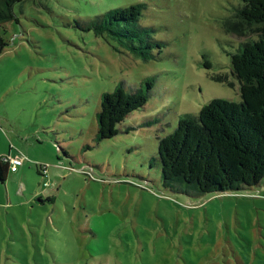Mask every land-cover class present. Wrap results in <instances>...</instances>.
Returning a JSON list of instances; mask_svg holds the SVG:
<instances>
[{
	"label": "rangeland",
	"instance_id": "1",
	"mask_svg": "<svg viewBox=\"0 0 264 264\" xmlns=\"http://www.w3.org/2000/svg\"><path fill=\"white\" fill-rule=\"evenodd\" d=\"M144 5L165 43L144 60L93 22ZM243 0H24L0 24V156L20 155L0 190V264H264V179L200 192L162 177L159 141L213 99L240 102L227 30ZM222 76V79H217ZM155 82L147 103L98 138L102 97ZM41 169V171H40Z\"/></svg>",
	"mask_w": 264,
	"mask_h": 264
},
{
	"label": "trees",
	"instance_id": "2",
	"mask_svg": "<svg viewBox=\"0 0 264 264\" xmlns=\"http://www.w3.org/2000/svg\"><path fill=\"white\" fill-rule=\"evenodd\" d=\"M24 0H0V24L16 19L14 6ZM227 30L246 36L250 29L258 39L242 42L231 59L233 73L241 82L240 102L213 99L198 116L184 114L175 131L159 141L162 177L195 186L203 193L238 191L264 179V0H243ZM144 5L132 4L108 10L93 22L97 34H107L126 51L144 59L165 43L140 24ZM8 42L0 33V54ZM222 79V76H217ZM148 78L138 90L122 85L102 97L98 114V138L118 134L117 125L143 107L154 86ZM9 162L0 156V181L10 174Z\"/></svg>",
	"mask_w": 264,
	"mask_h": 264
},
{
	"label": "built area",
	"instance_id": "3",
	"mask_svg": "<svg viewBox=\"0 0 264 264\" xmlns=\"http://www.w3.org/2000/svg\"><path fill=\"white\" fill-rule=\"evenodd\" d=\"M9 162V167L11 172H16L19 169V166L23 164L24 159L20 155H10L7 154L3 157Z\"/></svg>",
	"mask_w": 264,
	"mask_h": 264
},
{
	"label": "crops",
	"instance_id": "4",
	"mask_svg": "<svg viewBox=\"0 0 264 264\" xmlns=\"http://www.w3.org/2000/svg\"><path fill=\"white\" fill-rule=\"evenodd\" d=\"M10 153L11 152H8V154H10ZM19 170H20V168L16 172H11L15 175L14 177H16L18 175ZM40 171H41V169H40ZM6 181L5 182L0 181V190H3L4 186L6 185Z\"/></svg>",
	"mask_w": 264,
	"mask_h": 264
}]
</instances>
